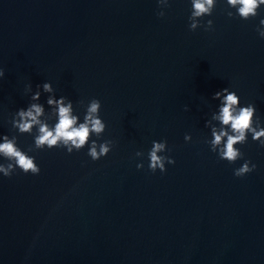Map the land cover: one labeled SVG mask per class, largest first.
<instances>
[{"label": "water", "instance_id": "1", "mask_svg": "<svg viewBox=\"0 0 264 264\" xmlns=\"http://www.w3.org/2000/svg\"><path fill=\"white\" fill-rule=\"evenodd\" d=\"M226 9L236 13L217 0L202 18L212 30L193 31L191 0H169L163 17L157 0H0V137L16 135L41 169L0 173V264H264V146L249 133L229 163L207 143L226 87L264 127V5L248 20ZM50 95L80 122L99 99L106 129L91 138L111 151L29 152L37 129L20 134L12 117L31 102L50 116ZM154 140L175 160L163 173L149 169ZM245 160L256 168L235 176Z\"/></svg>", "mask_w": 264, "mask_h": 264}, {"label": "clouds", "instance_id": "2", "mask_svg": "<svg viewBox=\"0 0 264 264\" xmlns=\"http://www.w3.org/2000/svg\"><path fill=\"white\" fill-rule=\"evenodd\" d=\"M160 10L157 15L165 16L164 8L169 6V0H157ZM217 0H191L192 10L189 16V29L196 30L203 27L206 31L212 30L213 21L203 22L204 16H211L216 7ZM229 9H236V13L226 9L228 17L238 15L243 20L256 17L259 10L264 5V0H227ZM257 32L261 38H264V18L259 22ZM4 76L3 68H0V77ZM40 85H37V91L31 95V101H39L41 96ZM43 92L52 93L54 88L51 82H44ZM32 85L25 86V93L31 92ZM214 100H219L218 111L213 112L211 119L206 121V126L211 129V139L207 141L213 152H216L220 159L234 163L243 156L241 150L236 147L237 144L247 142L248 134H252V139L259 141L264 146V127L260 126V118L255 115L256 107L249 103L241 106L240 97L235 91L228 87L223 88L213 95ZM67 101V102H66ZM83 104V101H81ZM47 104L52 106L51 115L45 117V108L41 103L31 102L27 108H20L12 117L11 124L20 134L33 132L37 129L34 137V147L30 151L37 149L53 147H64L70 154L73 150L79 151L85 145H89L88 155L92 160H98L106 156L113 147V141L92 139L94 134L97 138L101 137L106 129V123L99 115L101 110V101L92 98L86 106L83 121L80 122L79 115L74 114L73 103L65 96L59 98L50 95L47 98ZM187 110V105L185 106ZM56 118L54 125L49 124V120ZM213 121L219 122L214 124ZM185 141L192 139L190 134H185ZM0 157H3L8 163H0V173L10 177L17 168L25 174L31 173L37 175L40 173V166L36 163L35 156L29 155L22 150L18 144L16 135L11 137L7 134L0 137ZM167 141H152V147L148 152L149 169L155 172L159 169L162 173L166 171V163L174 164L175 160L167 155H161L167 151ZM137 157H142L144 153L137 151ZM137 168H143V162L138 163ZM256 165L249 160L239 168L234 169V175L243 176L253 171Z\"/></svg>", "mask_w": 264, "mask_h": 264}]
</instances>
